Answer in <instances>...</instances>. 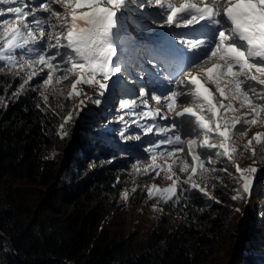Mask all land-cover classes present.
I'll return each mask as SVG.
<instances>
[{
  "label": "snow or ice",
  "instance_id": "1",
  "mask_svg": "<svg viewBox=\"0 0 264 264\" xmlns=\"http://www.w3.org/2000/svg\"><path fill=\"white\" fill-rule=\"evenodd\" d=\"M0 74L21 81L11 98L38 93L45 107H36L60 118L61 139L79 122L108 142L120 123L121 141H140L133 177L161 169L172 180L145 189L158 203L187 207L194 192L222 203L212 190L225 179L233 201L264 187L251 147L264 149V133L244 142L252 126L264 128V0H0ZM65 82L72 106L61 114L48 101ZM245 151L252 164L241 167Z\"/></svg>",
  "mask_w": 264,
  "mask_h": 264
},
{
  "label": "trees",
  "instance_id": "2",
  "mask_svg": "<svg viewBox=\"0 0 264 264\" xmlns=\"http://www.w3.org/2000/svg\"><path fill=\"white\" fill-rule=\"evenodd\" d=\"M20 83L0 74V264H264V187L233 201L225 179L212 190L222 203L194 192L187 207L167 204L179 218L129 231L121 193L137 153L83 130L72 139L73 128L61 139L60 118L36 107H45L37 92L11 98ZM48 103L69 107L55 94ZM140 194L130 202H156Z\"/></svg>",
  "mask_w": 264,
  "mask_h": 264
},
{
  "label": "rangeland",
  "instance_id": "3",
  "mask_svg": "<svg viewBox=\"0 0 264 264\" xmlns=\"http://www.w3.org/2000/svg\"><path fill=\"white\" fill-rule=\"evenodd\" d=\"M156 31H160L161 29H159L156 26H152ZM133 35H136L137 37H139L140 33H137L135 30H133ZM58 88L63 89V95H61V93L56 92L54 93L56 98H63L66 97L68 95V92L70 91V87L67 86L66 82L65 83H61L59 85H57ZM83 88V91L88 93V94H92L93 89L87 85H81L78 86V91L80 88ZM65 100V99H64ZM65 102L68 104V109L71 108V104L68 103L66 100ZM76 103H78V100L75 101ZM150 104L154 105V102L150 101ZM87 107L89 109H93L94 111L98 112L99 109L97 108V106L89 103L87 105ZM103 107V106H101ZM244 110H241V112L239 114H243ZM110 128L116 129V132L111 133V143L113 145H119V144H127L126 146H129L131 148H129L130 150H133L134 152H136L135 146L140 144V141H135V140H130V141H121L119 139V136L117 134L118 130L122 127V125L120 123H112L109 125ZM81 126L79 124V122H76V126L73 127V138L76 137L77 134L80 133L81 131ZM133 130L138 131V129L135 128V126L133 125ZM257 131H260L261 133H264V128H261L259 126V123L257 125L252 126L247 133V136L245 137V143L247 142L248 139H251L254 135V133H256ZM89 135V134H88ZM91 138H101V136L98 133L92 132L89 135ZM88 142V141H87ZM120 146V145H119ZM252 148H254L256 150V155L254 157V159L257 161V163L254 165L257 169V175H264V162H261L262 157H264V149L261 148V146L259 144L254 143L252 146ZM137 153V152H136ZM143 156L147 157L143 160V166H147L148 163H150V157H148L147 153H143ZM180 155V154H177ZM251 153L248 151H245L243 153L242 156L238 157V162L241 165V167H247L249 165L252 164V159L250 158ZM160 162V161H158ZM169 163H171V161H168ZM166 167V166H165ZM174 171H176L179 175H180V179L184 180L187 178V173H180L179 172V166L176 165L173 168ZM156 171L159 172V175H156ZM156 171H152L146 174H137L133 177V175L131 174V169L129 167V169L126 171L128 175H126V180H125V190L129 191L130 193H132V189L135 186L136 187V191L134 193H132L128 200L124 201L123 203L121 202L120 205H123V211L121 212V214L126 218L127 220V229L129 231H133L135 229H137L138 227H151V226H156L157 224V220L159 218H162L163 216H170V218L172 219H176L179 218L178 215L174 214L173 216V210L171 209V207L167 204L168 203H163L161 202H157V199L155 198V203L154 204H150L148 205H135L132 204V202H130L132 196L136 197L137 195H141L140 194V190H144V188L146 189L147 187H151L153 184L158 185L161 188H166L168 187L171 183L172 180L168 179V174L165 170H161V169H157ZM209 202V200H208ZM260 202L264 205V202L262 200H260ZM119 205V206H120ZM154 206H159L157 208L161 209V211H156L154 210ZM247 206V205H246ZM248 206L246 207V209L243 211L242 213V217L246 215L247 210H248Z\"/></svg>",
  "mask_w": 264,
  "mask_h": 264
},
{
  "label": "water",
  "instance_id": "4",
  "mask_svg": "<svg viewBox=\"0 0 264 264\" xmlns=\"http://www.w3.org/2000/svg\"><path fill=\"white\" fill-rule=\"evenodd\" d=\"M6 240V242H7V244L13 249V247H12V244H11V242L9 241V240H7V239H5ZM14 251V250H13ZM15 252V251H14ZM52 260H54V259H52ZM22 262V261H21ZM22 263H24V262H22ZM65 264V263H64Z\"/></svg>",
  "mask_w": 264,
  "mask_h": 264
}]
</instances>
